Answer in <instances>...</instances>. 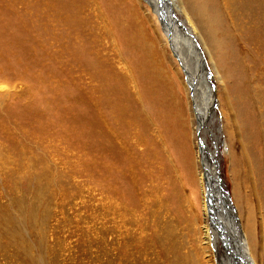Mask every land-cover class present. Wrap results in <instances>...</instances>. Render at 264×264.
Segmentation results:
<instances>
[{
	"label": "rangeland",
	"instance_id": "374dc122",
	"mask_svg": "<svg viewBox=\"0 0 264 264\" xmlns=\"http://www.w3.org/2000/svg\"><path fill=\"white\" fill-rule=\"evenodd\" d=\"M163 2L181 16L177 1ZM260 3L250 34L261 71L225 92L238 95L231 131L252 169L246 191L254 202L255 186L264 209V99L251 100L264 96ZM153 8L0 0V264H231L204 246L198 120ZM215 101L220 176L236 208L226 112ZM239 214L234 224L243 225Z\"/></svg>",
	"mask_w": 264,
	"mask_h": 264
},
{
	"label": "bare ground",
	"instance_id": "6f19581e",
	"mask_svg": "<svg viewBox=\"0 0 264 264\" xmlns=\"http://www.w3.org/2000/svg\"><path fill=\"white\" fill-rule=\"evenodd\" d=\"M170 1L172 4L174 1L178 2L181 16L175 14L173 16L172 10L164 7L163 0H147L148 5L154 7L151 14L159 20L156 22L159 27L157 30H160L159 36L161 34L162 41L171 48L172 59L178 70H182L181 72L186 76L187 94L194 107L195 116L193 118L198 120V124H194V130L195 135L200 136L199 147L202 154V159L198 157V160L201 165L200 185L206 219V225L203 227L204 246L206 249L212 247L218 255H221L219 254L221 252H226L225 259L228 258L231 264H241V261H244V264H264V216L257 217V213L263 212L264 215V209L260 208L262 204L255 186L251 189L254 191V194L252 193L254 202L250 198L251 191L249 193L246 191L248 184L245 181H252V169L248 165L249 158L243 148V141L238 140L239 137L237 138L236 135H233L234 131H231L232 128L238 130L240 126L234 112L238 95L237 93L233 94V97H237L235 100L232 96H227L225 92L229 83L238 82L237 76L240 74H243L246 80L250 75L259 74L261 71L262 64L259 65L255 58L254 36L252 37L250 34L255 33L259 24L257 22L260 18L257 13L262 12L261 0ZM247 24H251L252 28L247 27L242 31V28ZM260 26H262L261 23ZM203 50L207 56H204ZM209 64L221 85L218 95L214 94L215 85L212 72L208 67ZM222 84H225L224 90ZM257 92L251 95V100L255 105H263L264 96L262 98V95ZM216 98L221 101L219 112L221 107L226 112L223 115L222 124L230 145L229 154L233 156L234 160L232 173L236 182H234L232 192L236 208L232 206L220 176L222 151L219 146L218 131L215 129L217 123L215 118H219ZM221 131L219 129L220 133ZM208 136L211 139V144L207 139ZM240 145L242 150L239 151V154L242 153V160L239 161L235 149L241 147ZM203 167L206 170L204 174ZM247 168L250 169L249 175ZM217 202L222 203L221 207H218ZM253 204H258L257 208H254ZM236 212L240 213L243 225L234 224L235 218H237ZM258 218L261 219V222L258 221ZM242 245L245 248L248 246L246 251Z\"/></svg>",
	"mask_w": 264,
	"mask_h": 264
}]
</instances>
